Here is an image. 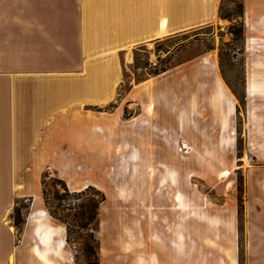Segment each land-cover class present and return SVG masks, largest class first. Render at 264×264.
<instances>
[{
    "label": "crops",
    "instance_id": "crops-1",
    "mask_svg": "<svg viewBox=\"0 0 264 264\" xmlns=\"http://www.w3.org/2000/svg\"><path fill=\"white\" fill-rule=\"evenodd\" d=\"M220 4L0 0V264L40 260L35 230L49 221L42 191L49 171L78 188L76 179L106 173L112 159L123 171L126 159L133 173L193 172L219 191V175L234 165L239 141L238 102L216 55L131 84L123 97L121 90L139 49L213 26ZM254 109L248 102V159L257 154L253 143L261 127ZM258 157L264 162L263 146ZM254 172L261 179L254 178L252 189L257 183L262 193L264 169ZM23 199H32L33 208L20 240L8 218ZM40 261L58 264L51 255Z\"/></svg>",
    "mask_w": 264,
    "mask_h": 264
},
{
    "label": "rangeland",
    "instance_id": "rangeland-1",
    "mask_svg": "<svg viewBox=\"0 0 264 264\" xmlns=\"http://www.w3.org/2000/svg\"><path fill=\"white\" fill-rule=\"evenodd\" d=\"M205 54L216 55L238 102V157L219 175V191L193 172L133 173L126 159L123 171L112 159L106 173L91 171L75 180L78 188L66 184L68 192L49 171L44 183L53 216L45 201L44 206L65 240L58 264H264V185L262 193L257 183L252 189L254 178L261 179L254 169H264L258 157L264 147V0H221L213 26L139 49L126 69L121 96L129 85ZM248 102L261 123L253 143L257 154L249 159L244 141ZM83 186L94 190L80 195L88 189ZM99 194L105 198L101 204ZM32 208V199L19 200L8 218L20 240ZM17 210L24 221L21 234ZM23 264L43 263L34 257Z\"/></svg>",
    "mask_w": 264,
    "mask_h": 264
},
{
    "label": "bare ground",
    "instance_id": "bare-ground-1",
    "mask_svg": "<svg viewBox=\"0 0 264 264\" xmlns=\"http://www.w3.org/2000/svg\"><path fill=\"white\" fill-rule=\"evenodd\" d=\"M150 48H153V44L149 45ZM131 55V53H130ZM129 63L132 62L131 56L128 58ZM189 151V147L187 145H184L182 148V151L184 150ZM40 224L36 228V237L39 240L40 246L42 247L43 251L39 252L38 250V256L40 260L47 263L48 256H53L58 260L62 259V256L60 252H62V249L65 247L64 239L61 238L60 230L56 229L53 225L50 224L48 220H42L39 222ZM57 239L58 242L55 244L54 240Z\"/></svg>",
    "mask_w": 264,
    "mask_h": 264
},
{
    "label": "trees",
    "instance_id": "trees-1",
    "mask_svg": "<svg viewBox=\"0 0 264 264\" xmlns=\"http://www.w3.org/2000/svg\"><path fill=\"white\" fill-rule=\"evenodd\" d=\"M167 70H169V68L168 69H164V70H162L160 72H156L154 74V76L159 75V74H161L163 72H166ZM113 108H115V105H112L108 110H111ZM126 118H129V115L126 114ZM46 175H47V173H45L43 175V178H42V191H43V195H44V201H45V204H46V207H47L48 206V202H47V198H46L45 183H44V180L47 177ZM58 183L65 189V191L68 192V187H67V185H66V183L64 181L58 180ZM91 190L93 191L94 189L88 188L86 191L82 192L80 195H85L87 192L89 193ZM99 195L101 197H103L102 201L100 202V204H101V203H103L105 201V198H104V195H102V194H99ZM58 201H61V198H59ZM92 206H94V205L92 204ZM47 209L50 211L51 216H53L54 213L51 212V210L48 207H47ZM84 212H85V210H84ZM95 218H96V214H94L93 216H90L87 219V221L85 222V223H87V226L90 225L95 220ZM23 224H24V221L21 218L20 212L17 210L16 227H17V230H18L19 233L22 232V225ZM87 253L88 254L90 253L89 248L87 249Z\"/></svg>",
    "mask_w": 264,
    "mask_h": 264
},
{
    "label": "built area",
    "instance_id": "built-area-1",
    "mask_svg": "<svg viewBox=\"0 0 264 264\" xmlns=\"http://www.w3.org/2000/svg\"><path fill=\"white\" fill-rule=\"evenodd\" d=\"M154 65H156V64L154 63Z\"/></svg>",
    "mask_w": 264,
    "mask_h": 264
}]
</instances>
